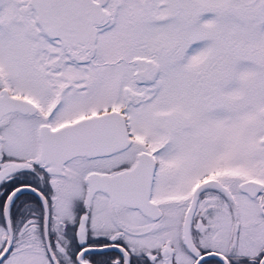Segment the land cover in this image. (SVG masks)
Listing matches in <instances>:
<instances>
[{
  "label": "snow or ice",
  "instance_id": "obj_1",
  "mask_svg": "<svg viewBox=\"0 0 264 264\" xmlns=\"http://www.w3.org/2000/svg\"><path fill=\"white\" fill-rule=\"evenodd\" d=\"M0 264H264V0H0Z\"/></svg>",
  "mask_w": 264,
  "mask_h": 264
}]
</instances>
